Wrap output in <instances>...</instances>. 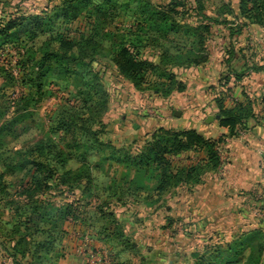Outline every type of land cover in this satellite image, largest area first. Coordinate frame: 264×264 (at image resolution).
Here are the masks:
<instances>
[{
    "label": "trees",
    "instance_id": "obj_1",
    "mask_svg": "<svg viewBox=\"0 0 264 264\" xmlns=\"http://www.w3.org/2000/svg\"><path fill=\"white\" fill-rule=\"evenodd\" d=\"M222 1L216 0L212 4L211 0H58L50 10L46 4L39 14L31 16H27V8L21 9L20 3L10 5L9 10L0 17V45L6 44L14 34L21 33L14 41L25 49L19 68L21 85L26 87V93L21 95L18 104L23 103L25 110L28 107L35 108L44 97L43 80L48 74L62 70L67 78H78L80 75L69 70L68 64L76 63V66H80L86 63L89 66L97 61L95 57L100 53L121 79L130 82L138 90L151 84L154 87L160 86L164 96L173 91H182L183 85L176 82L177 72L199 67L208 61L206 48L213 40L212 26L229 28L230 36L241 35L244 28L264 34V0H237L236 10L228 4H222ZM119 2L121 4L117 5ZM209 2L214 12L212 15L206 11ZM87 5H94V15H88L92 17L90 21L94 20L92 29L96 24L103 25L106 16L113 17L118 7L131 12L134 22L128 29L112 33L107 50H99L102 36L97 35L95 30L85 35L79 33L76 39L71 37L75 33L71 25L81 17L77 10ZM218 5L228 12L229 21L220 20L224 12L219 13ZM167 44L177 47L179 52L170 55L165 46ZM181 51H184V56ZM228 51L233 55L232 48ZM231 61V56L223 61L227 73L226 85L229 78L240 81L248 73L264 72V58L248 59L242 66V72L229 65ZM106 68H95L93 73L103 79ZM96 87L92 81L80 86L85 90V93L77 90L79 96L84 97L80 105H70L54 114L51 133L61 132L68 140L62 149L53 150L55 146L52 144L44 147L41 143L26 149L15 148L13 144H4L0 137V240L9 245L6 253L12 259L23 261V264H46L55 235L62 231L69 218H76L72 204L53 206L51 198L58 193L57 189L66 187L69 189L68 195L78 193L81 198L89 191L88 186L91 185L92 172L96 166L85 164L81 157L83 138L91 136L90 141L98 151L104 148L113 150L110 141L102 139L105 130L99 120L103 108L95 99ZM11 90L8 85L0 86V110L8 104ZM223 100L215 98V116L218 119L214 120L220 128L228 130V137H237L238 131L246 130L250 124L264 122V110L261 114H255L252 102L247 99L231 108L224 107ZM29 116L21 115L13 119L12 123ZM8 125L0 127V136L9 132ZM223 138L206 139L192 128H158L145 145L137 149L135 156L131 157L121 150L108 152L109 156L103 160L127 165V168L142 175H150L146 182L112 180L106 187L105 200L96 205L100 217L116 219L117 216L109 210L112 203L124 209L130 202L153 205L176 189L190 190L194 185H203L208 174L215 172L221 164ZM190 152L195 154L196 165L180 167L175 164L176 158H189L185 155ZM73 154L76 158H73ZM70 161L82 163V166L71 168ZM29 173L31 176L26 181L21 178V175ZM19 177L20 185L12 184ZM41 236L42 241L37 242ZM225 245V251L232 259L225 264H238L242 261L243 257L235 258L238 252L243 251L239 242L234 240ZM216 251L218 249H213L212 253ZM201 260L198 257L197 264H204ZM258 260L259 254L255 257L251 247L243 263L258 264Z\"/></svg>",
    "mask_w": 264,
    "mask_h": 264
},
{
    "label": "rangeland",
    "instance_id": "obj_2",
    "mask_svg": "<svg viewBox=\"0 0 264 264\" xmlns=\"http://www.w3.org/2000/svg\"><path fill=\"white\" fill-rule=\"evenodd\" d=\"M57 2L58 0H0V17L12 4L20 3L21 9L27 8V16H31L39 14L46 4L50 10ZM211 2L213 4L216 0ZM221 3L228 4L236 10L237 0H223ZM120 4L119 2L117 5ZM210 4L209 2L206 11L212 15L214 12ZM93 9L94 5L79 7L77 11L81 17L71 25L72 30L75 31L71 37L76 39L80 34L85 35L86 32L95 30L97 35L102 36L99 50H107L109 47L107 43L112 33L123 28L128 29L134 22V17L131 16V12H125L118 7L113 17L106 16L103 25L96 24L92 29L94 20L90 21L92 17L88 15H94ZM217 9L219 13L224 12L220 20H230V15L221 8V5H218ZM83 20L85 23H82ZM211 34L213 40L206 48L209 53L208 61L199 67L177 72L176 82H181L182 91H173L164 96L163 90L156 84V87L149 84L138 90L130 82L121 79L115 68L108 64L106 57L100 53L95 57L98 62H92L93 64L89 66L86 63L80 66H76V63L68 64L69 70L80 75L78 78H67L62 70L48 74L43 80L45 93L43 99L35 108L28 107L26 110L23 109V103L18 104L21 95L26 93V87L21 85L19 68L25 49L14 41L21 33L14 34L6 44L0 45L2 46L0 86L8 85L12 89L8 104L0 110V127L10 124L7 126L9 132L4 133L5 136H0L4 144L10 143L15 148L26 149L41 143L44 147L52 144L55 146L53 150L62 149L68 140L61 132L51 133L52 118L62 108L80 105L84 97L79 96L77 90L85 93L84 88L80 86L88 84L89 81L97 86L95 99L103 108L99 120L104 127L102 129L105 130L102 139L112 144L113 150L104 148L98 151L96 145L90 141L91 136L83 138L84 148L81 150V157L84 158L85 164L96 166L92 172V182L88 186L89 191L82 198L78 193L68 195L69 189L66 187L57 189L58 193L51 198L54 207L72 204L76 218L75 220L69 218L64 223L62 231L55 235L56 239L51 243L53 248L49 258L46 259V264H197L198 257L202 258L204 264H225L228 260H232L225 251V244L234 240L241 244L240 248H243V251L238 252L235 257L236 259L243 257L238 264H244L251 247L255 257L259 254L257 263L264 264V158L259 162L261 180L250 190L242 191V194L230 188L220 193V184H223L225 178L222 169L227 163L226 158H220L219 168L208 174L203 180V185H194L190 190L176 189L164 200L153 205H136L130 202L124 209L112 203L109 210L117 216L116 219L102 218L96 209V205L105 200L106 187L112 180L146 182L150 175V173L142 175L132 168H127V165L112 164L103 160L109 156L108 152L115 153L121 150L131 157L135 156L137 149L145 145L156 129H195L197 122L201 129H195L196 132L206 139L215 140L203 132L206 130L203 128H208V124L215 125V120L206 123V127L204 125V121L209 116L214 117L215 114L206 112V102L201 94L202 88L199 90L194 78L204 81L210 76H216L215 66L223 64L222 71L218 75L222 84H218V87L223 89L218 88L216 97L228 96L225 92L229 90V79L233 83V78H229V83L225 84L227 73L223 61L231 56L232 61L229 65L235 69L239 68L238 72H242L244 70L242 66L248 59L251 61L264 58V34L260 35L251 28H244L241 35L230 36L231 31L224 26H212ZM165 46L169 49L170 55L179 52L177 47L173 48L168 44ZM230 48L233 49V55L228 51ZM180 53L184 56V51ZM104 66L107 68L103 79L94 75L93 69ZM81 76L84 78H80ZM155 78L154 76L153 79ZM211 88L207 87L206 91ZM223 94L225 96H222ZM246 99L252 102L255 112L254 102L247 95L240 102ZM212 100L215 102V98ZM226 101L229 103L228 100ZM262 105L260 108L263 109ZM69 111L75 112L73 109ZM24 114H30L29 118L12 123L13 119ZM194 155L190 152L185 155L189 158L184 156L176 158L175 164L180 167L188 164L196 165L197 160ZM73 158H76L75 154ZM69 165L75 169L82 166V163L70 161ZM30 176L29 173L21 175V178L26 181ZM20 181L19 177L18 181H13L12 184L20 185ZM42 239L43 236L38 237L36 241L40 242ZM7 248L9 245L0 240V264L24 263L12 259L6 253ZM260 248H262L261 255ZM213 249L218 251L213 254ZM253 262L254 260L251 261Z\"/></svg>",
    "mask_w": 264,
    "mask_h": 264
},
{
    "label": "crops",
    "instance_id": "obj_3",
    "mask_svg": "<svg viewBox=\"0 0 264 264\" xmlns=\"http://www.w3.org/2000/svg\"><path fill=\"white\" fill-rule=\"evenodd\" d=\"M222 66L223 64L215 66L216 76H210V78H206L204 81L194 78V82L199 87V90L202 88L201 94L206 102V112H213L216 114L215 102L212 99L216 98L219 88L218 84L222 85L218 78L219 72L222 71ZM195 79L198 80V82ZM229 82V90L225 92L228 96L223 97L224 107H233L236 102H240L244 99V96L247 95L254 102L256 114L262 113L261 111L264 110V106L262 105L264 104V72L250 73L244 76L240 81L233 80V83L231 79H229ZM191 83H188V85ZM204 87L205 89H203ZM207 87L212 88L206 91ZM219 89L223 88L220 87ZM222 96L225 95L223 94ZM226 100H228L229 103ZM260 105L263 106V109L262 107L260 108ZM204 122L206 127L207 122ZM198 124L199 122L195 125L196 130L201 129ZM207 126L208 128H203L206 129L203 130L206 136L213 139L224 136L221 158H226L227 163L222 169L225 172L223 176L225 178L223 179V184H220V193H223L224 190L229 188L233 189V191H240L241 194L244 191L250 190V188L261 180L259 162L264 158V122L250 124L246 130L240 129L237 137H228V130L226 128H220L217 122H215V125L208 124Z\"/></svg>",
    "mask_w": 264,
    "mask_h": 264
},
{
    "label": "water",
    "instance_id": "obj_4",
    "mask_svg": "<svg viewBox=\"0 0 264 264\" xmlns=\"http://www.w3.org/2000/svg\"><path fill=\"white\" fill-rule=\"evenodd\" d=\"M214 118H215V119H218V116H215V117H210V116H209V117L207 118L206 122L208 123V122L214 120Z\"/></svg>",
    "mask_w": 264,
    "mask_h": 264
}]
</instances>
